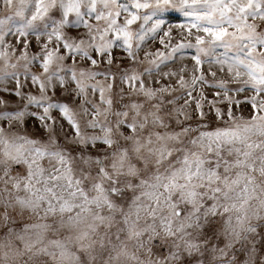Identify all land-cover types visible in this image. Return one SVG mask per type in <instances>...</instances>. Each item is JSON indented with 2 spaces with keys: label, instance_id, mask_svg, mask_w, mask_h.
<instances>
[{
  "label": "clouds",
  "instance_id": "clouds-1",
  "mask_svg": "<svg viewBox=\"0 0 264 264\" xmlns=\"http://www.w3.org/2000/svg\"><path fill=\"white\" fill-rule=\"evenodd\" d=\"M0 264H264V0H0Z\"/></svg>",
  "mask_w": 264,
  "mask_h": 264
}]
</instances>
